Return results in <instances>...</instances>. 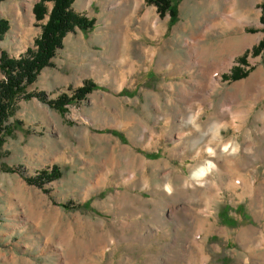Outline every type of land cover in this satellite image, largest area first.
<instances>
[{
	"label": "rangeland",
	"instance_id": "374dc122",
	"mask_svg": "<svg viewBox=\"0 0 264 264\" xmlns=\"http://www.w3.org/2000/svg\"><path fill=\"white\" fill-rule=\"evenodd\" d=\"M39 1L0 3L12 58L34 49ZM174 6L171 22L145 0L74 1L93 28L67 34L25 92L99 89L61 113L15 104L0 145V264H264L261 0ZM52 166L60 178L28 182Z\"/></svg>",
	"mask_w": 264,
	"mask_h": 264
},
{
	"label": "trees",
	"instance_id": "16d2710c",
	"mask_svg": "<svg viewBox=\"0 0 264 264\" xmlns=\"http://www.w3.org/2000/svg\"><path fill=\"white\" fill-rule=\"evenodd\" d=\"M5 0H0V3ZM75 0H40L33 6L32 12L36 21H42L46 18L41 28L40 36L34 41V49L29 48L19 58L10 57L5 51L0 49V145L2 138L10 131L9 119L13 114L14 106L20 99L29 100L36 98L39 102L48 105L58 112L64 111V106L76 104L82 101L92 91L98 90V86L93 82H87L82 87L74 91L71 97L60 95L54 101H48L45 93L26 94V89L31 86L38 74L47 67L51 66V61L58 50L62 48L64 37L73 33L76 28L82 32H88L93 28V19H88L84 15L76 14L72 10V4ZM147 5H152L160 18L168 15L170 21L174 22L176 18V8L174 1L177 0H145ZM51 4L48 8L47 4ZM261 24H264V0H261ZM9 22L0 18V41L8 32ZM263 42L258 43L253 48V53L261 49ZM240 59L239 62H241ZM239 67L234 68L231 74V80H237L241 76ZM8 126V127H7ZM11 127V126H10ZM60 178L59 170L52 166L50 170H42L34 178L28 179L29 183L42 187L47 182H52ZM65 209L68 206L63 205Z\"/></svg>",
	"mask_w": 264,
	"mask_h": 264
},
{
	"label": "bare ground",
	"instance_id": "6f19581e",
	"mask_svg": "<svg viewBox=\"0 0 264 264\" xmlns=\"http://www.w3.org/2000/svg\"><path fill=\"white\" fill-rule=\"evenodd\" d=\"M235 11V10H234ZM234 16V15H233ZM242 18H245V19H248L250 18V11H245V14ZM240 23V19L238 17H229L227 19V25L229 26H235V25H238ZM188 98V97H187ZM192 120V118H191ZM213 126V125H212ZM198 138V137H197ZM198 142H200L199 140L197 141H194V145L197 144ZM193 144V143H192ZM209 151V154H213L212 153V150H208ZM207 166L205 167H202L199 171L193 173V176L192 178L194 179H197V180H201L205 175H207L212 169H213V166L215 164H213L212 162H208V164H206ZM201 182V181H200ZM167 191H169V189H167Z\"/></svg>",
	"mask_w": 264,
	"mask_h": 264
}]
</instances>
